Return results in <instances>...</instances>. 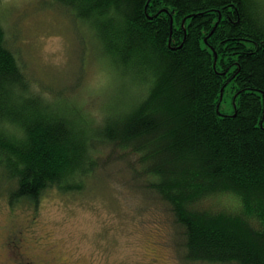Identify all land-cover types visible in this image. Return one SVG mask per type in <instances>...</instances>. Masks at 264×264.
<instances>
[{
    "label": "trees",
    "instance_id": "trees-1",
    "mask_svg": "<svg viewBox=\"0 0 264 264\" xmlns=\"http://www.w3.org/2000/svg\"><path fill=\"white\" fill-rule=\"evenodd\" d=\"M36 2L78 28L83 79L98 64L114 89L75 103L48 82L45 96L0 20V193L36 209L119 166L172 215L186 260L264 264V0ZM219 197L235 204L199 206Z\"/></svg>",
    "mask_w": 264,
    "mask_h": 264
},
{
    "label": "rangeland",
    "instance_id": "rangeland-1",
    "mask_svg": "<svg viewBox=\"0 0 264 264\" xmlns=\"http://www.w3.org/2000/svg\"><path fill=\"white\" fill-rule=\"evenodd\" d=\"M36 1L0 0V20L8 37H14L17 28L21 31L16 47L35 73V89L49 97L54 89H47L48 82L66 86L75 103L90 101L103 80L105 92L113 90L112 78H106L98 64H91L83 79L78 28H69L67 20ZM99 100L93 102L102 107ZM224 110H231V99ZM116 167L104 171L110 180H102L99 172L86 191L46 189L36 209L28 202L11 205L0 193V264H26L16 249L6 246L14 233L21 234V250L37 264H219L186 260L172 215L162 207L147 208L143 193L131 189ZM232 203L234 199L219 197L199 206L215 209Z\"/></svg>",
    "mask_w": 264,
    "mask_h": 264
},
{
    "label": "flooded vegetation",
    "instance_id": "flooded-vegetation-1",
    "mask_svg": "<svg viewBox=\"0 0 264 264\" xmlns=\"http://www.w3.org/2000/svg\"><path fill=\"white\" fill-rule=\"evenodd\" d=\"M6 246H7V248H9V246L7 245V243H6ZM22 255H24L22 257V260L25 261L26 264H37L35 261H33L32 258H31V260H29V258H27V255H25V253H23V251H22Z\"/></svg>",
    "mask_w": 264,
    "mask_h": 264
}]
</instances>
